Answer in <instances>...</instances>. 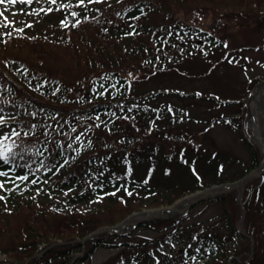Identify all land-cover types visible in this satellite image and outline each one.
Segmentation results:
<instances>
[{"label":"trees","instance_id":"trees-1","mask_svg":"<svg viewBox=\"0 0 264 264\" xmlns=\"http://www.w3.org/2000/svg\"><path fill=\"white\" fill-rule=\"evenodd\" d=\"M85 1L77 11L58 8L45 13L42 21L17 22L16 26L0 21V108L4 109L0 114L7 117L0 132L12 128L21 132L16 143L26 151L24 160L17 163L30 165L13 170L0 162V170L9 171L8 187L0 190L4 197L0 200V253L6 254L0 264H75L107 246L122 248L113 262L104 264H227L231 255L229 264H264V173L245 185L241 230L236 228L241 208L233 189L208 198L220 204L217 219L190 221L193 206L187 213L142 222L156 232L154 237L130 242L128 234L106 230L83 243L74 241L133 210L168 204L195 188L239 177L258 164L261 153L246 134L240 115L228 118L236 119L232 123L251 162L223 174L212 152L204 156L191 133L153 127L154 118L170 114L164 113L163 105L145 104L146 99L174 94L173 90L133 95L128 81L156 70L172 46L185 45L184 34L201 31L192 20L205 9L256 13L264 10V0H106L97 5ZM219 24L214 27L222 29ZM210 38V43H217L215 36ZM173 108L179 115L181 108ZM151 140L150 149L139 145ZM125 159L134 160L130 170L135 175L143 169L142 162L150 167L157 160L156 170L165 167L172 172L177 163L188 176L174 175L170 179L178 181L172 180V190H153L142 204L121 193L117 198L108 195L95 210L79 208L119 185ZM190 166L203 168V180H196ZM82 244L84 250L77 255Z\"/></svg>","mask_w":264,"mask_h":264},{"label":"rangeland","instance_id":"rangeland-1","mask_svg":"<svg viewBox=\"0 0 264 264\" xmlns=\"http://www.w3.org/2000/svg\"><path fill=\"white\" fill-rule=\"evenodd\" d=\"M48 1L31 0L30 3H21L20 0H17L15 4H12L5 0V3L0 4V13L3 14L0 15V21L5 23H15L23 20L42 21V13L39 12V7L41 2L44 6L48 4ZM61 1L56 0L53 4L57 3L59 6L68 4V8H74L76 6V3L72 0L67 1V3H60ZM101 1L104 0H95L93 4L97 5L96 3ZM75 8L78 10L77 7ZM263 11L260 10L256 13L250 11L247 13H237L231 10L218 12L212 9H205L201 17L197 16L192 21H195L193 23L212 32V26L208 24L211 19H223L222 24L224 28L222 31L217 32L221 40L220 45L211 47L208 44V40L203 38V51H196L190 54L189 51H193L191 45L193 42L192 39L195 40L196 36L187 37V39L182 37L185 46H182L181 42L176 44V46H172V49H170L172 50V54H169L166 59L165 66H168L167 69L163 70L161 68L153 76L138 77L131 81L129 88L132 93H143L151 89H165L170 87L183 92L197 91L201 92V94L203 93L202 96L205 95L204 99L192 95L180 96L167 94L157 98H150L146 104L158 107L166 103V110H168L167 107L171 109L173 105L179 106L181 111L178 114L185 115L184 117L168 111L166 113L170 114L168 118H154L152 120L153 127L155 129H164L166 127L174 132L191 133L193 135L192 137L200 143V149L203 150L201 151L203 155L210 156L212 152V155H214L212 158H214L218 167H222L220 169L222 173L227 175L231 174L232 169L236 166L242 168L249 166L251 157L240 136L238 128L235 124H231L232 122L236 123V119L222 118L218 120L217 118L231 114L240 115L244 119L246 134L255 144V140L249 132L250 112L247 114V110L250 111V98L254 90L264 83V14L261 15ZM210 92L217 93L220 98H226V100L230 98L231 100H240V102L230 101L228 103H219L218 105V100L206 99V96ZM210 95L215 96L213 94ZM151 143L152 140L139 145L143 148L150 149ZM151 149L155 150L154 147ZM150 152L153 151L150 150ZM155 164V170L151 178L141 180L142 173L148 165L145 162L141 163L143 169L137 172V175L142 176H129L131 180L142 181L143 184L147 183L146 187L143 185L142 187L125 185L123 182H120V188L111 192L115 193L113 197L117 198L122 193L124 196H130L136 203L142 204L150 199V193L153 190L160 193H166L172 190L170 187L173 185L172 180L177 179H170V177L164 176L159 169L156 170L158 163L155 162ZM173 164L177 165V163ZM194 170L197 175H200L199 172L204 171L201 166L199 168L194 167ZM186 176L188 174H181L178 176V179H184ZM180 183L184 184L183 182ZM149 184L156 188H150ZM128 193H131V195ZM262 197L264 199V188L262 190ZM105 199L106 197H101L94 203L79 204V208L89 209L90 206L94 205L91 210H95L99 205L105 203ZM192 207L194 212L190 221H206L212 217L217 219L221 210L220 204L210 199L199 200ZM144 209L146 208L137 212H141ZM141 222L137 223L135 228H133L128 237V241H138L143 237L156 236L154 230L141 225ZM130 227L131 224L125 225L122 227V230L124 231ZM121 248V246L99 247L90 256L81 261H77L75 264H104L105 262H113L114 257L121 251ZM3 257L4 255L0 254V259Z\"/></svg>","mask_w":264,"mask_h":264},{"label":"bare ground","instance_id":"bare-ground-1","mask_svg":"<svg viewBox=\"0 0 264 264\" xmlns=\"http://www.w3.org/2000/svg\"><path fill=\"white\" fill-rule=\"evenodd\" d=\"M249 132L252 134L253 139L260 147L264 155V83L259 85L253 92L250 98V121ZM213 188L212 190H216ZM185 197L179 204L173 207H183L187 201ZM170 209L161 208L159 210H144L138 213H132L127 217L125 222L117 227V230H121L124 225L134 222L138 219L149 217L152 215L162 216L170 212Z\"/></svg>","mask_w":264,"mask_h":264},{"label":"snow or ice","instance_id":"snow-or-ice-1","mask_svg":"<svg viewBox=\"0 0 264 264\" xmlns=\"http://www.w3.org/2000/svg\"><path fill=\"white\" fill-rule=\"evenodd\" d=\"M8 3H12L15 4L17 2V0H7ZM21 3L24 2H28L30 3L31 0H20ZM56 0H52V3H55ZM81 2H83V0H81ZM5 3V0H0V4ZM51 10V9H50ZM0 15H3L2 13H0ZM30 27V25H29ZM10 35V33H9ZM231 63V61H229ZM171 111V109H169ZM4 109L0 108V113H3ZM11 118V117H9ZM7 121L4 115L0 114V126H4L6 125ZM32 127H35V125H33ZM97 127H99V125H97ZM73 132L76 131L75 128L72 129ZM24 136H29L30 133L29 132H24L23 133ZM15 138V140H12L11 144L6 143V141H9L12 138ZM21 138V132L18 131L16 128H12L10 131L8 132H0V162H2V164L4 165H11L12 169H18V168H22V167H30L29 164L25 163V164H19L17 163V159L19 160H24V152L26 151V149L21 148V145L16 143V140H19ZM76 140H79L80 137L76 136L75 137ZM91 142L89 141V144ZM68 147L71 148L72 144L69 143ZM20 148V151H15L14 149ZM65 163H67V161H65ZM52 167H55V165L53 164ZM0 177H4L6 180L9 178L8 177V173L7 172H3L0 171ZM15 179V178H12ZM19 179L24 180L27 179V176H20ZM33 183H35L36 181H32ZM146 182V181H145ZM4 187V183L0 182V189H2ZM129 195H131V193H128ZM111 195H115V193H111ZM4 197L0 196V200H3ZM197 251H199V249H197ZM187 255V253H185ZM191 259H195V257H191Z\"/></svg>","mask_w":264,"mask_h":264},{"label":"water","instance_id":"water-1","mask_svg":"<svg viewBox=\"0 0 264 264\" xmlns=\"http://www.w3.org/2000/svg\"><path fill=\"white\" fill-rule=\"evenodd\" d=\"M263 169H264V161L261 163V165H260L259 168L250 170L249 172L245 173L244 175H242L238 179H236L234 181H231V182H226V183L217 185L216 187H218V189H216V190H212L213 189V186H208V187H204L203 189L196 190L193 193L189 194V201H188V203L191 204V203L195 202L196 200H198L200 198H204L208 194H214V193H216L218 191L228 190V189H230L232 187H237V189H238L237 198H238V201L240 203L241 193H242V189L244 187L245 181H247L248 179H250L252 177H255V176L259 175L261 173V171H263ZM170 208L172 210H176V211H180L181 210L178 207H173L172 208L170 206ZM240 222H241V218L237 222V227L240 226ZM113 227L114 226H109V227H106V228L107 229H113ZM102 229L99 228V229H97L95 231H92L91 233H89L88 235H86L85 237H83L82 240H84L85 238L91 237L92 235L96 234L97 232L101 231Z\"/></svg>","mask_w":264,"mask_h":264}]
</instances>
